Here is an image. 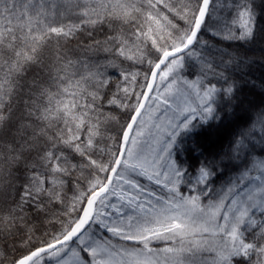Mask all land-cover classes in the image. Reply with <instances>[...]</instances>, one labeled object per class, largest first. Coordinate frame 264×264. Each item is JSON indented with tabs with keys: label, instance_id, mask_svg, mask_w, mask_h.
<instances>
[{
	"label": "snow or ice",
	"instance_id": "6c2138e0",
	"mask_svg": "<svg viewBox=\"0 0 264 264\" xmlns=\"http://www.w3.org/2000/svg\"><path fill=\"white\" fill-rule=\"evenodd\" d=\"M212 3L0 0V238L20 236L28 249L11 264H43L46 255L55 264H202L204 251L214 254L212 264H240L264 254V147L253 157L250 138L256 122L264 125V99L256 104L245 93L260 88L264 96V80L251 76L255 59L219 47L223 41L229 48L264 42L258 26L264 8L258 13L255 0H234L225 19L210 11ZM73 16L78 22H63ZM70 38L84 53L102 50L147 64L148 71H122L129 86L117 82L108 97L112 81L105 66L73 60L64 45ZM185 57L194 79L185 75ZM77 66L83 71H72ZM137 75L146 92L130 88ZM153 92L157 103L147 111L169 106L166 120L142 119ZM169 98L182 103L170 105ZM105 103L131 113L115 136L110 130L118 117L104 110ZM211 143L219 146L208 153ZM180 153L187 154L184 161ZM190 159L196 161L190 183L203 185V195L213 191L222 168H239L237 161L244 167L218 199L202 206L200 195L178 190ZM254 170L259 175L252 176ZM137 175L163 184L168 197L148 192ZM53 223L59 230L40 240L37 232ZM93 225L142 247L117 248L97 237ZM249 227L256 229L251 240ZM153 240L175 245L158 251L149 247Z\"/></svg>",
	"mask_w": 264,
	"mask_h": 264
},
{
	"label": "trees",
	"instance_id": "16d2710c",
	"mask_svg": "<svg viewBox=\"0 0 264 264\" xmlns=\"http://www.w3.org/2000/svg\"><path fill=\"white\" fill-rule=\"evenodd\" d=\"M234 3V0H213V3L210 4V11L215 12V17L219 18H227L229 15V12L231 11L232 5ZM256 6H257V12L259 13L262 8H264V0H255ZM172 19V22L174 24H177L180 27H184V22L181 21L179 18H173L172 16L169 17ZM63 22L68 23H76L78 22L76 18L73 16L71 17L70 21L68 19L64 20ZM258 26L264 28V16H258ZM108 35H112L113 33L109 32ZM96 39L103 40L105 38L104 34L101 33H95ZM202 38L207 39L208 34L203 33ZM77 40L75 39H69L68 41L64 42V45L66 49L69 52V56L73 60L82 59L89 65L92 64H99L104 65L105 67L102 69V71H105V74L107 77L110 78L112 81V84L109 85V88L105 90L108 97L111 96V93L116 91L115 84L119 82L122 87L129 86L123 82V78L120 75L122 71L127 73H144L148 71V65L147 64H137L134 61L130 60H124L122 57H118L113 55L109 52H104L102 50H96L93 49L92 51H89L87 53H84L83 50L79 49L77 47ZM230 42L223 41L219 47L226 48L228 51H235L240 54H247L248 56L252 57L257 61L256 64L253 65L251 76L254 80L259 83L261 80H264V60L260 59L261 57H264V42L256 43V44H241L240 42H232L231 47L229 48ZM161 46L166 47V44L161 43ZM153 61L156 60V55H150L149 57ZM112 61L117 67H110L107 66L108 62ZM186 64L188 67L186 68L185 75L188 79H194L195 77L192 75L191 70V61L188 60L187 57H185ZM83 71L82 68L77 66L76 69H72V71ZM31 79V75L28 77ZM146 81L143 79L141 75L136 76V80L130 85L131 89L135 90V93L139 94L144 91V88L142 87ZM245 93L247 94V99L253 101L256 104H259L262 99H264V96L261 95V89L257 88L255 90L249 91V89H245ZM104 93H102L103 95ZM129 104H135L136 99L133 98L132 100L127 101ZM247 107V104L245 105ZM104 110L106 112H110L112 115H115L118 117V123L111 125L110 134L115 136L117 135L118 131L121 130L120 126L124 125L128 122V118L130 116V112L120 108L116 105H108L105 103ZM245 118H247L245 114ZM255 119V116H254ZM241 124L243 121L240 122ZM250 133H254L250 135L251 140L253 143L256 144L255 151L253 152V157L259 156L261 153V148L264 147V145L261 144L262 139H264V125H261V123L256 122L255 127L253 129H250ZM111 143V142H109ZM104 145L101 144V147ZM208 148V153L215 151L218 148L217 143H211L209 145H206ZM115 150V148H113ZM206 153V155L208 154ZM186 153H180L179 154V160L184 161L186 157ZM95 158V157H94ZM243 159V155H242ZM196 161L195 160H188V163L185 165L189 168V175L184 177V183L181 186V191L183 192H189L193 193V190L189 187L190 181H194V177L191 175L192 168L195 167ZM236 164L239 165V168L235 166H229L228 168H222L221 174L217 175L213 181H212V189L215 191L218 187H222L225 185H228V182L236 181L237 176L240 174V171L243 169L244 165L241 161H237ZM87 175V173H85ZM68 197H71L73 195L72 191L67 192ZM209 196L205 195L204 200H207ZM257 218H260V213H257ZM59 224H51L47 225L45 224L42 226V229L40 232H37V237L40 238V240L45 239L46 237L43 236L44 232L53 233L59 230ZM256 231L255 228L249 227L246 231V239L251 240L252 239V232ZM22 235V234H20ZM33 244L35 246H39V240L33 241ZM28 251L27 248L22 246V242L20 240V236H17L15 239H8L5 241L4 239L0 238V264H11V261L18 256L26 254ZM47 256V255H46ZM45 256V257H46ZM240 264H264V254L259 253H253L251 259H244L240 261Z\"/></svg>",
	"mask_w": 264,
	"mask_h": 264
},
{
	"label": "rangeland",
	"instance_id": "374dc122",
	"mask_svg": "<svg viewBox=\"0 0 264 264\" xmlns=\"http://www.w3.org/2000/svg\"><path fill=\"white\" fill-rule=\"evenodd\" d=\"M156 87H159L161 89V92L163 91V85L159 82V79L157 81ZM154 96H155V92H153L151 97H154ZM169 100H170V105L171 104L182 103L181 100H177V99L169 98ZM154 103H157V102H155L153 99L150 98V100L148 102V105H153ZM148 105L146 107V111L144 112V114L142 116V119H144L145 121H148L149 115L152 116V119H153L154 122H160V121L166 120L167 116H171L172 115V108L169 107V106H160L158 108H154V110L151 113H149L147 111ZM165 113H167V116H165ZM157 116L160 118L159 121L156 120ZM251 175L252 176L259 175V172L254 170L251 173ZM135 179L141 185H143L148 190V192H155L157 194V196H164L165 198L168 197V195H169L168 189H166L163 186V184L157 185V184H155L154 181H150L146 177L139 176V175L135 176ZM183 183H184V181L178 184L179 193L183 194L184 196L200 195V197H201V205L202 206L207 205L210 199L211 200L218 199V197L222 193V190H224L225 187L227 186V185H225V186H222V187H218L215 191H212L211 193L208 194L209 197L207 198V200H204L205 195L202 194L203 191H204V186L203 185H201L199 188H196L194 186V184H190L189 187L193 190V193H189V192L181 191V186L183 185ZM257 183H258V181H255V180L252 181V184H257ZM210 187L212 188V185H210ZM243 187H244V184L241 183L239 185V187L236 189V191L239 192L241 189H243ZM148 199L153 200V202L155 203V198L149 196ZM112 202H114V203L117 202V198L113 197L112 198ZM126 211L130 212L131 210L130 209H126ZM257 213H258V211L256 212V217H257ZM92 229L95 232V235L97 237L104 236L105 238L109 239L111 241V243L117 248H129V249H131L133 247H136V248L142 247V245H139L137 242L124 241L120 237L114 236L112 233L106 232L103 228H96L95 225L92 226ZM174 245H175V242H173V241L153 240L150 243L149 247L160 251V250H163L166 247H172ZM200 259L202 261V264H212V261L214 259V254L211 251H204L201 254V256H200ZM43 264H55V261L53 259H49V257L46 256L44 261H43Z\"/></svg>",
	"mask_w": 264,
	"mask_h": 264
},
{
	"label": "water",
	"instance_id": "95a60500",
	"mask_svg": "<svg viewBox=\"0 0 264 264\" xmlns=\"http://www.w3.org/2000/svg\"><path fill=\"white\" fill-rule=\"evenodd\" d=\"M162 67H163V66H162ZM143 92H146V89H144ZM152 94H153V93H148V95H149L150 98H151ZM149 100H150V99H149ZM149 100L146 102V107H147V105H148Z\"/></svg>",
	"mask_w": 264,
	"mask_h": 264
}]
</instances>
